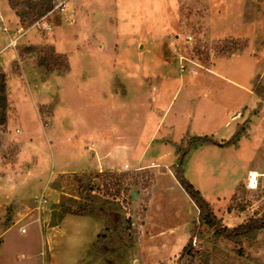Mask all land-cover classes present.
<instances>
[{
    "label": "rangeland",
    "instance_id": "rangeland-1",
    "mask_svg": "<svg viewBox=\"0 0 264 264\" xmlns=\"http://www.w3.org/2000/svg\"><path fill=\"white\" fill-rule=\"evenodd\" d=\"M7 2L0 0V36L11 28L20 39L6 48L0 37V51L15 54L8 73L23 90L9 119L11 137L8 127L0 130L11 178L0 191V234L7 230L0 264H151V248L135 245L149 204V226L166 229L158 248L176 247L196 230V264H264V231L239 245L216 241L199 227V211L174 175L183 140L209 136L223 143L249 124L236 146H201L182 167L225 226L264 215V107L253 92L258 78L264 82V0H69L43 21L49 31L35 23L20 22V29L4 24ZM30 46L54 47L68 58L69 73L37 67L44 53L23 54ZM181 61L197 73L181 74ZM249 171L258 172L255 188ZM107 172L139 182L134 203L129 192L113 195V181L107 192L94 193L110 200L99 208L112 215L117 231L106 232L103 219L76 215L51 226L52 206L63 193L82 197L70 177L60 179V191L52 190L59 173ZM42 198L47 203L39 214ZM129 218L134 243L122 246L131 241Z\"/></svg>",
    "mask_w": 264,
    "mask_h": 264
},
{
    "label": "trees",
    "instance_id": "trees-1",
    "mask_svg": "<svg viewBox=\"0 0 264 264\" xmlns=\"http://www.w3.org/2000/svg\"><path fill=\"white\" fill-rule=\"evenodd\" d=\"M9 5L12 9H14L20 19L22 25L33 24L36 21L42 19L43 17L50 14L55 8L54 0H9ZM39 51L40 53H44L42 58L36 63L37 67L46 68L47 71L52 72L56 71L61 76L68 74L70 71V64L68 58L64 54H60L56 52L55 48H48V50H39L35 46L27 47L24 53L33 54ZM254 94L258 97V105L259 108L264 107V82L261 81L260 78L257 79V82L253 89ZM11 111V105L9 103V94H8V85H7V76L3 70V66L0 62V130L3 132L6 130L9 114ZM249 123V122H248ZM249 124H245L241 126V128L237 131L234 137L230 141H226L220 143L215 140L213 137L209 136H199L192 137L189 140H183L180 145L177 146V152L180 154V165L175 170V177L178 180L181 187L189 194L190 198L196 205L199 211V227L206 228L208 231H211L213 238L216 241L224 240L229 241L233 244H242L243 240L253 241L257 240L259 235L264 231V215L259 218H252L248 220L246 223L240 224L234 228L227 227L223 224V221L218 218L216 215L214 208L212 205L202 196L200 191H198L192 183H190L184 176L183 171V162L187 155L194 149H197L204 145H220L222 147H232L236 146L238 141L242 138L243 135L247 134V128ZM83 173V172H82ZM59 180H56L51 188L54 191L61 190V181L60 179H64L65 177L72 178L75 183L79 185V188L82 191L81 200L75 199L72 196H67L64 193L62 194V201L58 204H53L52 206V227L58 226L62 220L67 215H76L81 217H91L96 219H103L108 224L106 227V232H112L116 230L118 226H115L116 223L110 220V216L107 215L106 210L101 211L99 208L100 201L105 200V203H108L110 200L102 199L94 193H98L102 190V187L106 188V192L109 190L108 186L110 181H113V185L118 190L114 196H119L121 190L122 193H130V199L132 203L135 202L133 197V192H137L139 195V191L134 186H138L139 182L135 181L132 183H128L126 178L128 174L126 173H117V172H107L105 175H94V174H83L79 173H71L70 176H66L68 174H60ZM94 179L99 180V184H94ZM110 182V183H109ZM243 187V183L240 184L238 190ZM133 188V189H132ZM109 192L107 193V195ZM102 212V213H101ZM104 213V214H103ZM127 225L125 227V231L129 233L132 231L134 223L130 220V218L126 221ZM114 226H113V225ZM129 224V225H128ZM113 229V230H112ZM117 231V230H116ZM129 244H122V246H128L133 244L132 236L130 233L128 234ZM198 237L196 230L192 232L191 238L187 244V246L182 251L179 256L177 262L179 264H196L197 256L199 255V250L193 245L194 239ZM100 241L105 243L107 241V237L105 234L99 236ZM121 240V239H120ZM239 255H243L239 252Z\"/></svg>",
    "mask_w": 264,
    "mask_h": 264
},
{
    "label": "crops",
    "instance_id": "crops-1",
    "mask_svg": "<svg viewBox=\"0 0 264 264\" xmlns=\"http://www.w3.org/2000/svg\"><path fill=\"white\" fill-rule=\"evenodd\" d=\"M2 10H3V13L5 15L4 16V24H6V23L8 24V22L9 23L12 22L15 25H18V29H20L19 18L17 17V15L13 11V9L10 7L8 2H7V4H5V6L3 7ZM1 20H2V18L0 19V22H1ZM10 31H11V28H10ZM15 33H17V32H15ZM12 34H14V33L12 32L11 35ZM0 37L2 39H4V41H6L7 43L9 42L8 38H10V36H8V35L5 36L4 35V36H0ZM15 57L16 56L13 53L12 50L7 51V50L3 49L2 51H0V62L2 64V66H3V70H4L5 74L7 75V85H8V92H9V98H10L9 103L11 105V111H10V114H9V119H10L11 115L14 114L15 104H16V102H18V96H19L18 92H20L19 90H23V86H21L20 81H17V82L16 81L15 82L10 81L11 78H18V77H15V76L12 77L8 73V69L10 68L9 64H13V63L17 62L14 59ZM34 71H35V74H37V70H34ZM18 80H19V78H18ZM28 86L30 87V83L28 84ZM13 99H15V100H13ZM35 106H36L37 116L39 118L40 115H39V111L37 109L38 105H35ZM54 119H55V109L53 111V115L51 117V121H53ZM7 127H8V131H9L8 134L11 137L12 130L9 128V120H8ZM8 165L9 164H7V165L4 164L3 159L1 157V152H0V170L2 171V173H0V175L4 176V178L0 177V191L1 192H5L6 186L4 184H5L6 180H7L8 183H11L10 182L11 181L10 173L8 172L9 170L5 171V167H8ZM126 166H128V165H125V168H126ZM100 171H103V170H100ZM119 171H122V170H119ZM252 172H257V171H249V173H252ZM59 174H71V173H59ZM155 178H156V175H155ZM151 200H153V197H152ZM150 205L151 204H149V206H148V211H146V217L143 220V224L141 225V228H143L144 230L142 229V232L140 233V236H139V240H138V242L135 245L136 246H144V247H145V245H147V246H149L151 248L150 249V250H152L151 257H153V263H151V264H169V263H173L179 258V256L181 255L182 251L187 246V244H188V242L190 240V237H191V231H190V235H188L184 239V241H179L180 244L178 246L175 247V246L169 244L168 246H166L164 248V250L158 248L156 239L159 238V237H162V234L166 235V229L157 228L155 226H152V227L149 226L150 212H151ZM2 216H4V208H3V205L0 204V217H2ZM6 219L7 220H11L10 217H7ZM6 231H4L2 234H4ZM2 234H0V237L2 236ZM151 246H153V247H151ZM145 261L147 262L146 258H145ZM135 263L136 264H142V262L140 260H138V261L135 260Z\"/></svg>",
    "mask_w": 264,
    "mask_h": 264
},
{
    "label": "built area",
    "instance_id": "built-area-1",
    "mask_svg": "<svg viewBox=\"0 0 264 264\" xmlns=\"http://www.w3.org/2000/svg\"><path fill=\"white\" fill-rule=\"evenodd\" d=\"M55 1V8L54 10L51 12H55L57 9H60V8H65L67 6V2L69 0H54ZM47 16L43 17L42 19L38 20L35 22V24L33 25V28H39V29H42L44 27V29H46L47 31L51 30V27H49L48 25H43V21H45ZM1 29V27H0ZM6 35L10 36V40L7 44V47L6 48H16L17 45H18V41L20 39V37H17L16 34L15 35H11V31L7 30L6 29ZM4 33V32H3ZM14 37V38H13ZM180 72L181 74H185V73H188V74H196L197 72L195 71V69H188L184 64L183 62L181 61L180 62ZM153 166H157L156 164H153ZM126 168H128V166H126ZM37 206L35 207V210H37V212H39V214L41 213L42 209H43V205H45L47 203V200L45 198H42L41 200H38L36 201ZM21 231L23 233H25V229H21ZM44 255V252L42 253Z\"/></svg>",
    "mask_w": 264,
    "mask_h": 264
},
{
    "label": "bare ground",
    "instance_id": "bare-ground-1",
    "mask_svg": "<svg viewBox=\"0 0 264 264\" xmlns=\"http://www.w3.org/2000/svg\"><path fill=\"white\" fill-rule=\"evenodd\" d=\"M258 176H259V175H258L257 172H252V173L250 174V179H249V181H250V183H251V187H252V188H255V187H256Z\"/></svg>",
    "mask_w": 264,
    "mask_h": 264
},
{
    "label": "water",
    "instance_id": "water-1",
    "mask_svg": "<svg viewBox=\"0 0 264 264\" xmlns=\"http://www.w3.org/2000/svg\"><path fill=\"white\" fill-rule=\"evenodd\" d=\"M142 46H143V44L141 45V49L143 48ZM133 197H134L135 200L137 199V197H138L137 192H133Z\"/></svg>",
    "mask_w": 264,
    "mask_h": 264
}]
</instances>
